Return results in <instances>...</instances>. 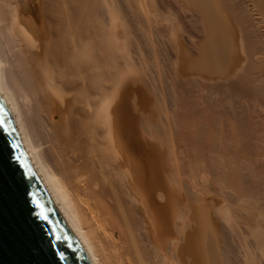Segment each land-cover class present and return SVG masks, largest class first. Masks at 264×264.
Returning <instances> with one entry per match:
<instances>
[{"label": "bare ground", "instance_id": "6f19581e", "mask_svg": "<svg viewBox=\"0 0 264 264\" xmlns=\"http://www.w3.org/2000/svg\"><path fill=\"white\" fill-rule=\"evenodd\" d=\"M135 2L176 37L166 144L183 154L177 170L204 177L241 228L243 260L264 262V0ZM96 3L0 0V99L33 171L91 264H231L205 208L188 230V200L175 192L155 134L144 139L130 113L127 69L115 77L105 61ZM187 75L206 94L197 107L183 101Z\"/></svg>", "mask_w": 264, "mask_h": 264}, {"label": "rangeland", "instance_id": "374dc122", "mask_svg": "<svg viewBox=\"0 0 264 264\" xmlns=\"http://www.w3.org/2000/svg\"><path fill=\"white\" fill-rule=\"evenodd\" d=\"M137 4L138 3L135 2V0H119V1L118 0H97V3H96V5L98 6V7L96 6L97 7L96 8L97 21L99 22V26L101 27L100 29H98L100 32L98 31L97 34L98 35L100 34V40L101 41L103 40L104 44L106 42V44H108L107 45L108 48H111V50L108 53L109 57L107 56L108 59L107 58L105 59V61L108 60V61H106V63L109 64L108 66L110 68H112V69H110L111 75L118 77L120 75L119 73H123L125 71V69H127L126 72L123 73V74H126L125 76H127V77L124 79L123 74H121V76L123 78L122 80H127V81H124L125 82L124 86L125 85L128 86L129 91L132 90V92H133V96H131L129 98V103H128V105L130 107L129 108L130 113L132 115H134L136 121L139 123L138 126H139V129H141L140 131L142 132L143 138L145 137L144 139H147V141H150V140L152 141L155 138L154 142H156L159 145L160 154L161 155L164 154L161 156V159L163 157L165 158L164 161L162 159V162L163 163L165 162V164L163 166H165V169H167V171H171L170 172L171 175H172V173L175 175L174 179L176 182L173 181L172 186L176 185L173 188H174V190L177 189L178 191H175V192H177V195L180 194L178 197L180 198L182 203L184 202V204H185L186 202H188L187 205H188V208L190 209L189 210L190 214L188 213V221H189L188 230L193 231V229L195 228V223L193 222L194 220L192 219L194 217V215H192V214L196 212L195 211L196 208H200L202 206L203 208H205L207 215H208L209 219L211 220V222H213V220L215 219V221L213 223H214V226L216 227L217 234L219 235L218 236L219 237V249H218L219 253H223V255L226 254V257H228L231 264H250V263H247L246 261H244V260H246L247 257H243V255L247 256L248 253L245 250V247H243V243H242L243 238L241 237V233H240L241 228L238 226V224L236 222H234L231 219L229 220V217L226 216L222 212V208H223L222 205H224V200L221 199L222 197L220 198L219 197L220 195L218 193L214 192L212 189L209 190V188L204 187V184H202L203 183L202 180L204 179V177L200 173H198V172H194L191 174L188 173V176H187L184 174H180V171L177 170V163L181 160V158L183 157V154L177 153L175 148L171 152V149H170L171 147L169 146L170 144H168V143L166 144V142H167L166 138H168L166 136L168 134L167 124H169V122L167 123V121H169L168 120V114H167V109H168L167 107H169V103H168L169 76L171 77V75L173 74V71H174V67L177 69V65L180 62V57H179L180 54L177 53L178 49L176 50V48L173 46L175 42H172L176 39V37L175 38L172 37L171 34H169V33H167V34L165 33L166 35L164 34L163 29L165 26L167 27V25H168L167 20L163 19V20H161L162 23H161V21H158V23H157L158 25L157 24L154 25L153 22H151V19L153 18V16L151 17V14L148 12L146 14V12L144 11V8L141 5L137 6ZM138 7H142L143 9L142 8L140 9ZM107 8L114 12L115 18L117 16V18H116L117 22L113 26L115 28H112V29L109 28L110 30L107 29L109 26H108V22H107V16H105L106 12H107L106 11ZM146 15H148V16L146 17ZM145 20H147V21H145ZM163 21L166 23H164ZM144 22H145V25H144ZM146 22L147 23L149 22L148 23L149 25H147ZM151 23H152V26L154 25V26H158V27H154V26L152 27ZM159 23H160L161 27H163V28H160ZM99 26H97V27L99 28ZM146 26H148V27H146ZM151 27H152V29H154V31L151 30ZM146 29L149 31L147 32ZM113 30H114V32H112ZM159 31L160 32L162 31V32L160 33ZM108 32L110 33L111 38H109L110 36H109ZM160 34H161V36H160ZM98 35H97V37H98ZM154 35L156 36V38L153 37ZM160 37H161V39H160ZM107 38H108V40H107ZM172 38L174 40H172ZM154 40H156V41H154ZM111 41H113V42H111ZM109 42L111 43V45ZM165 42H166V44H165ZM170 42H171V44L172 43L173 44L170 46V50H169L168 47L170 45ZM187 42H188V35H184V37L182 39H180V43H181L182 50L184 49L186 52L189 51V49H187L189 47ZM162 43H163V45H162ZM158 44H159V46H158ZM114 45H115V47H114ZM165 45H167V46H165ZM116 47H117V49H116ZM157 49H159V50H157ZM173 50H175V51H173ZM185 51L182 52L183 58H184V54H187ZM170 52H172V54ZM167 53H168V55H167ZM158 55L161 58L158 57ZM176 55L178 58L176 57ZM171 61H172V63H171ZM175 61H177V62L175 63ZM167 62H168V64H167ZM159 64H161V65L159 66ZM170 65H171V67H170ZM122 69H123V71H122ZM117 71L118 72L120 71V72L117 74ZM114 72L116 73V75ZM129 75L131 76V78H128V77H130ZM186 77L188 80L186 79ZM184 79H183V81H184L183 85L179 86L180 90H182L181 91L183 94L182 96H184L183 101L188 105H191V103H192V104H194L193 106L197 107L198 105L201 104V101L206 98L205 97L206 94H204V96H203V92H202V89L199 87V83L196 82L195 79L191 78V76L187 75L184 77ZM192 81L195 83H193ZM190 84H191V86H190ZM197 87H199V88H197ZM190 90H191V92H190ZM195 90H197V92ZM199 90H201V91H199ZM186 91H188V92L186 93ZM198 92H200V93H198ZM229 92H230V93H228V96H230L229 98L234 99L237 96V94L234 93V91H229ZM233 93H234V95L235 94L236 95L234 96ZM190 94H191V96H190ZM192 96H193V98H192ZM186 97H188L189 99ZM203 97H205V98H203ZM193 99L196 101V103ZM235 99H237V98H235ZM250 110L251 109H249V111ZM256 110H258V111H256ZM152 111H154V112H152ZM254 111L259 113V109H254ZM146 117H147V119H144ZM148 119H150V120H148ZM152 119L154 121H152ZM139 120H141V121H139ZM146 120H147V122H146ZM144 121L147 124H145ZM151 122L155 123V124H152ZM151 124L156 126V127H154V126L152 127ZM147 125H151V127H147ZM152 128L153 129L156 128V129L150 131V129H152ZM151 135L152 136L154 135V138H152ZM157 138H159V139H157ZM169 156H170L171 160L169 159ZM177 159H178V161H177ZM183 159H184V157L182 158V160ZM172 160H174V161H172ZM178 182H179V185H178ZM173 183H176V184H173ZM182 196H183V199H182ZM186 197H187V199H185ZM195 199H196V202L195 201L193 202V200H195ZM186 200H188V201H186ZM191 203L195 204V205H192ZM189 204L192 206H190ZM192 209H194V210H192ZM212 216H213V218H212ZM190 219H192V221ZM192 226H194L193 229H192ZM220 235H222V236H220ZM224 240H225L226 244H224ZM224 245L228 246L229 249L227 247H225ZM220 247L225 251L223 252L222 249H220ZM231 258H232V260H231ZM257 258H259V257H257ZM256 261H257V264L258 263L264 264V262L260 258L257 259Z\"/></svg>", "mask_w": 264, "mask_h": 264}, {"label": "water", "instance_id": "95a60500", "mask_svg": "<svg viewBox=\"0 0 264 264\" xmlns=\"http://www.w3.org/2000/svg\"><path fill=\"white\" fill-rule=\"evenodd\" d=\"M0 264H91L33 171L1 99Z\"/></svg>", "mask_w": 264, "mask_h": 264}]
</instances>
